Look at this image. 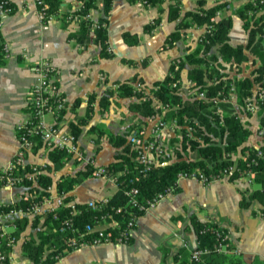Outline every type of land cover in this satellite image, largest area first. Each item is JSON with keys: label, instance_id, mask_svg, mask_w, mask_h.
<instances>
[{"label": "crops", "instance_id": "obj_1", "mask_svg": "<svg viewBox=\"0 0 264 264\" xmlns=\"http://www.w3.org/2000/svg\"><path fill=\"white\" fill-rule=\"evenodd\" d=\"M7 1L14 12L2 17L0 29L6 58L0 65V168L22 152L17 129L32 118L29 94L36 82V67L48 65L52 83L66 102L63 116L45 114L43 120L46 128L56 127L65 133L70 132V123H77L86 116L89 98L96 99L93 104L94 113L77 137L81 160L63 158L61 166L55 169V163L49 155L50 149L45 144L37 151L24 153L27 164L42 165L45 167L43 174L51 176L54 182L61 176H75L85 171L89 160H94L97 167H106L121 154L122 150L112 147L106 137L99 138L89 132L92 126H99L114 135H122L131 132L135 124L143 121L146 123L145 131H134L138 135L132 132L128 141L131 144L133 136L148 137L153 122L148 120L149 117L142 119L131 111L130 105L137 101L135 98H114L107 110H102L98 101L108 91L115 92L114 85L135 80L150 90L156 83L171 76L169 67L173 60L184 59L201 45L198 38L205 34L207 25L191 24L181 29L173 42L169 36L176 33L185 14L200 9H213L219 3V0H204L200 7L199 0H161L148 6L141 0L134 3L112 0L110 12L105 17L102 2L98 0L96 8L86 15L92 21L90 33L85 41L80 42L77 39L79 23L75 14L83 7L81 0H60L56 15L46 21L39 19V9L33 0ZM245 2L238 1L235 7L238 9ZM171 5L177 6L179 15L173 21L169 20ZM227 17L231 18L228 44L232 48L241 47L246 60L239 65L223 61L218 53L219 46H213L207 55L218 58L219 71L228 78L249 77L259 65L258 57L247 48L250 30L244 28L245 21L238 17L236 11L225 10L215 21ZM101 18L107 19L105 30L110 57L101 56V47L95 37L96 29L92 27ZM152 25H155L154 28L146 30ZM125 33L136 35L138 44H125ZM193 65L185 62L180 72L179 96L183 101L193 98L194 91H197L195 83L188 79ZM255 91L254 87L252 94ZM225 102L240 121L248 125L251 134L246 144L250 147L260 146L262 138L258 133L263 129L261 118L264 111L248 114L243 106L236 103L235 94ZM175 133L166 132L165 146L169 145ZM173 147V152L169 154L166 146L165 155L160 158L168 154L171 161H174V151L182 152V148L176 142ZM243 187L240 183L229 181V178L207 186L193 180H178L175 192L165 197L155 209L138 218L131 243L101 244L69 251L55 264H180L183 261L189 264L190 253L197 245L189 220L191 216L202 223L226 229L232 245L238 251L209 264H264V207L253 200L248 208H242L241 200L247 201L256 186ZM117 189L113 177L92 175L83 179L70 195L76 204H92L107 201ZM27 196L24 188L0 187V206L13 204ZM33 216H28L30 221ZM16 218L0 215L5 235L14 230L13 222ZM35 233L36 229L29 223L20 238L12 244L8 253L12 264H33L23 256L22 245L28 238L35 237Z\"/></svg>", "mask_w": 264, "mask_h": 264}, {"label": "trees", "instance_id": "obj_2", "mask_svg": "<svg viewBox=\"0 0 264 264\" xmlns=\"http://www.w3.org/2000/svg\"><path fill=\"white\" fill-rule=\"evenodd\" d=\"M41 1L48 15H56L60 0ZM81 1L83 7L75 16L78 18L79 23L77 39L83 42L87 39L92 25V21L86 15L90 10L96 8L98 0ZM100 1L102 2L103 14L107 17L112 0ZM127 1L134 3L139 0ZM141 1L148 6H153L161 0ZM222 1L219 0L218 6L213 9H200L198 12L184 15L176 33L169 36L171 42L178 38L177 32L179 30L195 24L198 26H211V31L206 34L208 43L204 42L198 45L195 50L182 60H173V63L169 67V72L172 76L166 77L163 81L156 83L154 85L155 89L151 91L153 98L157 99L161 104L168 106L163 116L164 121L176 123L175 137L170 140L169 145H174L175 142L180 144L182 152L178 150L174 151V156H176L174 161H171L172 158L168 154L162 158L159 157L156 164L149 171H143V166L137 161V151L132 148L128 137L132 132L136 135L139 132H144L146 127L145 122L139 121L132 127L131 132L129 131L122 135H114L99 126L90 127L89 132L97 135L99 138L106 137L112 147L122 150L116 161L106 166V175L115 179L118 187L117 192L106 202L80 205L74 203L70 193L83 179L93 175L94 167L89 165H86L85 171L79 172L75 176H61L56 182H54L51 176L46 174L37 176L35 184L24 178L21 186L27 188L28 196L22 197L13 204L0 206V215L17 210L27 212L33 204H40L51 195L49 190L51 186H54L57 195L62 197L65 205L54 211H49L43 216L34 215L31 221L27 215L17 217L13 222L14 230L8 235H2L0 231V257H2L0 264H12L8 257L11 245L20 238L29 223L36 229V233L35 237H30L23 243V256L33 264H55L56 260L54 257L68 248L66 240L69 238L76 237L81 241L91 243L96 234L88 231V229L93 228L98 221H105L106 223L117 222L118 228H109L113 236L118 235L121 231H125L126 223L132 217L141 215V212L138 211L140 205H146L148 201L159 193L168 190L173 193L177 190V177L180 173H191L200 170L206 176L218 175L221 170L228 168L233 163H236L241 169L247 168V164L251 159L255 158L257 147H250L246 144L251 131L248 125L242 123L231 111L230 105L224 100L228 99L229 90L233 88L236 103L244 107L245 101L251 96L254 87L264 90V5L259 8L255 6L256 4L252 0H238L246 1L238 8L236 13L241 20L245 21L244 28L250 30L247 48L250 49L253 55L258 57L259 65L254 68L249 77L230 79L219 71L218 58L214 55H207L213 46H219L218 53L223 61L239 65L242 61L246 60L241 47L232 48L228 44L231 18L227 17L219 21H211L212 18H215L217 10L224 8L225 3ZM204 2V0H199L198 5L201 7ZM259 9H262L260 13ZM249 13H253V15L250 16ZM178 16L177 6L171 5L169 8V20H176ZM98 24L106 25L107 19H99ZM154 26H149L146 30L150 31ZM95 37L101 47V56L110 57L111 54L107 52L105 28L96 29ZM123 40L129 46H135L139 42L136 35L128 33L123 34ZM5 59L0 36V65L4 63ZM185 62L194 64V67L188 73V79L195 83L194 87L197 88L198 93L205 92V98L193 97L191 100L183 101L179 96V89L170 87L173 81L180 79V72L185 67ZM135 83L137 81L135 82L134 80L133 82L119 84L115 92L108 91L98 101V106L102 110H107L113 103L114 98H135L137 101L130 105L131 111L135 112L142 119L151 117L156 113L154 104L151 99H147L141 90H135ZM219 93L221 94L219 99L222 101L214 104L213 99ZM95 102L96 99L90 97L86 116L79 119L77 123H70V132L76 137L81 133V128L86 126L90 121L94 113L93 104ZM51 104L52 106L61 105L60 111L56 114L58 117L65 114L66 102L62 95L56 96L51 101ZM30 120L32 126L37 124L36 118ZM187 127L193 129L192 138L187 137ZM261 127L264 129V116L261 118ZM140 138L143 139V135ZM30 139L33 143L32 151H37L43 147L44 143L39 136L36 135ZM228 153L233 155L239 153L240 157L235 161H231L225 157ZM49 155L52 162L55 163V169L60 167L61 160L65 158L64 153L52 148L49 150ZM251 168L256 172L253 186H257L251 190L249 199L247 201L241 200L240 205L242 208H248L251 202L256 200L264 207V159H258L257 165ZM31 170V164L19 165L14 170L13 176L23 177L25 174L31 172ZM236 176L235 173L230 175L229 181H233ZM131 188H135L138 191L134 205L128 204V197L125 195V192ZM71 202L74 203V209L68 205ZM189 220L197 241L195 248L211 249L219 238L218 235L223 231V228L211 223H202L195 216H191ZM65 223H68V225L66 226ZM10 241L11 243L9 244ZM65 253H62L61 256H64ZM223 256L211 253L204 256L199 262H189V264H209V262ZM186 263V261H183L180 264Z\"/></svg>", "mask_w": 264, "mask_h": 264}, {"label": "built area", "instance_id": "obj_3", "mask_svg": "<svg viewBox=\"0 0 264 264\" xmlns=\"http://www.w3.org/2000/svg\"><path fill=\"white\" fill-rule=\"evenodd\" d=\"M34 3L37 5L39 9V19L41 21H46L49 18L53 17L46 13L45 6L41 0H33ZM255 6L259 7L264 5V0H252ZM222 2L225 3L223 9L217 10L215 14V18H212L211 21H215L216 18L221 15L222 12L225 10L227 11H237L238 9L235 7V4L238 0H223ZM259 13L262 9H259ZM14 9L12 5L9 4L7 0H0V29H1V19L3 16L12 14ZM255 13V11H253ZM253 13H249V15H253ZM95 29H99L101 27L105 28L106 25H99L98 23L93 24L92 26ZM211 31V26L208 25L205 34L201 35L198 38V43L203 44L208 43L206 40V34ZM7 52V50H6ZM37 78L34 86L32 87L30 94H29V105L32 109L31 112V119L36 118L37 124L32 126L31 120H28L27 123L18 127V138L21 145L22 152L18 153L15 158H13L6 166L0 168V187L4 188H12V187H21L27 191V188L21 186L22 180L25 178L28 181H32L35 184V180L37 176L43 174L45 167L42 165H33L31 172L25 174L23 177L16 176L14 177L13 174L15 173L14 170L19 165H26L24 159V153L27 151H32L33 143L30 139L33 136H39L41 141L47 146V149L55 148L60 150L64 153L65 159H77L81 160V152L78 146V140L75 135L71 132L65 133L63 131L58 130L56 127L46 128L44 124V116L45 114L51 113L54 116L56 115L60 109L61 105H54L52 106L51 101L59 95L55 85L52 83V78L49 76V67L46 64H42L35 68ZM172 76V75H171ZM169 76V77H171ZM193 84V83H192ZM180 81L175 80L171 83L170 87L172 88H180ZM195 86V85H194ZM117 86H113V89L116 90ZM134 88L136 91H142L148 100H152L154 104V110L156 113L149 117L148 120L153 122V126L149 131L147 138H140L133 136L131 146L137 151V161L139 164L143 166V171H149L157 162V158L164 154L165 143H166V132H175L176 131V123L172 122L168 124L164 121L163 116L166 110L168 109L167 105L161 104L157 99L151 96V91L155 89L153 87L150 90L145 89L141 83L134 84ZM234 94V89L231 88L229 90L228 99H230ZM220 93L217 95L216 98L213 99L214 104H218L222 100L219 99ZM194 98H205V92H197L194 91L193 94ZM227 99V100H228ZM224 100V101H227ZM245 112L248 114H253L258 112L259 110L264 111V90L261 88H257L256 91L246 99L245 106L243 107ZM187 137L192 138L193 129L191 127L186 128ZM263 134L264 129H261L258 135L262 138V144L257 146V150L255 153V158L251 159V161L247 164V168L241 169L238 167L236 163H233L228 168L223 169L219 172L218 175H209L206 176L200 170L193 171L191 173H180L178 174V180H193L201 183L202 185H209L213 182H216L223 178H229L230 175L236 174V178H234V182L242 183L247 188H250L253 185V181L256 175V172L251 168L252 166L257 165L258 159H264V142H263ZM226 158L230 159L231 161H235L240 156L233 155L231 153L226 154ZM256 159V160H255ZM90 165L94 167L93 176L95 177H105L107 176L106 167H97L95 165L94 160L87 161L86 165ZM51 195L46 198L40 204H33L27 212L22 210L12 211L9 212V216L19 217V216H33V215H43L45 212L54 211L65 204L62 201V197L58 196L56 191L54 190L53 186L49 189ZM54 192V194H53ZM171 191H165L163 193L157 194L153 197L150 201L146 203V205H140L138 211L141 212L140 216L132 217L127 223L125 227V231H121L118 235L113 236L112 232L109 231V228H118V223L113 221L111 223H106L105 221H98L95 226L88 231L94 232L96 236L93 238L92 242L81 241L79 238L72 237L66 240V244L68 248L63 250L60 254L54 257L57 261L61 256L62 253L67 252L69 249L71 251L85 249L91 246L101 245V244H114V245H127L131 241L132 233L136 228V223L138 218L145 215L149 211H152L156 208L158 203H160L165 197L170 195ZM138 194L137 189L131 188L125 192V195L128 197V204L134 205L136 203V195ZM106 202V201H104ZM74 209V203H69ZM44 208H46L44 210ZM104 222V223H103ZM67 226L68 223H65ZM4 226L0 224V231L2 235L4 234ZM63 230V229H62ZM73 232H75L73 230ZM219 238L217 239L216 243L213 247L204 248V249H192L190 253V262H199L204 256L209 255L211 253L215 254H231L237 253L238 251L231 243V238L226 229L218 235ZM11 241L9 242V244ZM12 246V245H11ZM69 250V251H70ZM51 252V250H50ZM2 257H0V260Z\"/></svg>", "mask_w": 264, "mask_h": 264}, {"label": "rangeland", "instance_id": "obj_4", "mask_svg": "<svg viewBox=\"0 0 264 264\" xmlns=\"http://www.w3.org/2000/svg\"><path fill=\"white\" fill-rule=\"evenodd\" d=\"M189 99V98H188ZM192 98H190L189 100H191ZM188 101V100H187ZM166 146H168V153L169 154H171L172 152H173V145H166ZM165 146V147H166ZM240 184H242V183H240ZM242 185H244V184H242ZM245 186V185H244ZM255 186H257V185H255ZM243 189H246V186L245 187H243ZM224 229V228H223Z\"/></svg>", "mask_w": 264, "mask_h": 264}]
</instances>
